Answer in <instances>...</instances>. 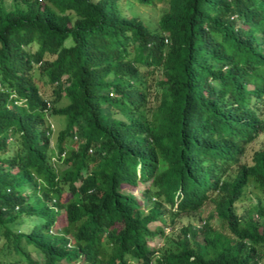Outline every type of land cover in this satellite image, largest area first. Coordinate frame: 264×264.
<instances>
[{"label":"trees","instance_id":"obj_1","mask_svg":"<svg viewBox=\"0 0 264 264\" xmlns=\"http://www.w3.org/2000/svg\"><path fill=\"white\" fill-rule=\"evenodd\" d=\"M11 1L0 2L2 264H264V0H167L153 31L117 0ZM53 116L66 120L54 149ZM143 183L146 211L132 193ZM249 188L256 203L238 214ZM172 208V225H200L154 251L163 232L149 224ZM27 217L42 222L23 232Z\"/></svg>","mask_w":264,"mask_h":264},{"label":"rangeland","instance_id":"obj_2","mask_svg":"<svg viewBox=\"0 0 264 264\" xmlns=\"http://www.w3.org/2000/svg\"><path fill=\"white\" fill-rule=\"evenodd\" d=\"M153 1L156 3L155 6L154 5H148V6L140 5L137 2V0H117L115 3V7L117 8L119 13L123 17L138 18L144 23V25L149 30L153 31L157 28L158 20H159L160 16L168 7L167 0H162V1L161 0H153ZM0 2H2V5L4 6V8H9L12 4L11 0H0ZM71 45H72L71 39L67 38L65 41V46H71ZM35 77L38 79L39 87L43 91H45L46 98H50L49 89L46 87L44 80L41 79L37 73H35ZM152 79H153V80H151L152 83L155 79L156 80L161 79V74L156 73L155 79L154 78H152ZM66 103H67L66 99L62 101V105L66 104ZM49 121H50L51 127L53 129L52 135H51V141H52V147L54 149L55 143H56L57 133L65 127L66 120L62 116H53L50 118ZM259 142L251 145V147L249 149L250 154L252 152L251 151L252 149H257L259 147ZM147 189H149V183L139 184L138 187L136 188V191H134L136 193L135 195L139 199H142V197H143L142 195L145 194V191ZM255 203H256V191L253 190L252 188H249L246 191L245 196L236 204L237 213L238 214H244L245 212L250 211L252 209V206L255 205ZM209 210H210V206L203 208L200 212L199 217L205 218V216H207V213L209 212ZM172 215L173 214L171 213V211H169L168 216L165 218V224H162V222L157 221V222L151 223L149 225V228L151 230L159 228L162 230V232H164V229H166V227H173V232H170L169 234H165V232L166 233L168 232V230L166 229L164 234H162L158 237H154V239H152V240H149V245H153L155 243H158L157 245L155 244V247H158V249H157L158 251L167 247L168 238H170L172 235H175L178 232L180 226L185 225L188 222H190L192 225H196V224L198 225V223H200L198 221L199 217L195 216V217H191L188 219H186V218H182L180 220L177 219V220H175V224L172 225V223H171ZM41 222H42L41 218L27 217V218H25V224L21 228V230L23 232H27L28 230H30L31 227H38ZM62 224L64 225L65 223L63 222ZM214 227L217 230L223 231L222 227L218 224L217 220L214 221ZM2 244H3V240H2V236L0 235V247L2 246ZM28 249L30 251H32L30 247H28ZM33 257H36V256H33ZM39 258L40 257H36V260H39ZM0 263L2 264L1 260H0ZM130 264H135V262L130 261Z\"/></svg>","mask_w":264,"mask_h":264},{"label":"clouds","instance_id":"obj_3","mask_svg":"<svg viewBox=\"0 0 264 264\" xmlns=\"http://www.w3.org/2000/svg\"><path fill=\"white\" fill-rule=\"evenodd\" d=\"M133 193V195L136 197V199L138 200V201H140V203L142 204V207H143V209L146 211V209L148 208V207H145L144 206V204H143V197H142V199H139L135 194V192H132ZM142 200V201H141ZM153 201H155V199L153 198L152 199V201L151 202H153ZM148 203L149 204V206H152V203ZM145 203V202H144ZM148 204H146L147 206H148ZM171 213L173 214V212L175 211V209L174 208H172L171 210ZM169 213V212H168ZM168 213H167V215L165 216V218L168 216ZM165 218H164V224H165ZM171 221H172V217H171ZM153 223H155V222H153ZM150 225V224H149ZM199 223H198V225L196 224V225H193V226H196V227H199ZM150 229V228H149ZM168 230V232L166 233L165 232V230ZM166 229H164V232H165V234H169L170 232H173V227H166ZM60 230L61 229H53V228H51V230H50V234H52V235H55L56 234V232H60ZM164 232H163V234H164ZM156 245L158 244V243H155ZM155 244H153V245H149V242H148V245H149V247L151 248V249H153L154 251H158L157 249H158V247H155ZM67 247L68 248H72L73 247V244L71 243V242H69L68 243V245H67ZM156 254H157V256H158V253L157 252H155V257H157L156 256ZM82 261V260H81ZM80 260H78L75 264H83V262H81ZM150 264H153V263H150Z\"/></svg>","mask_w":264,"mask_h":264},{"label":"built area","instance_id":"obj_4","mask_svg":"<svg viewBox=\"0 0 264 264\" xmlns=\"http://www.w3.org/2000/svg\"><path fill=\"white\" fill-rule=\"evenodd\" d=\"M156 256H157V254H156Z\"/></svg>","mask_w":264,"mask_h":264}]
</instances>
